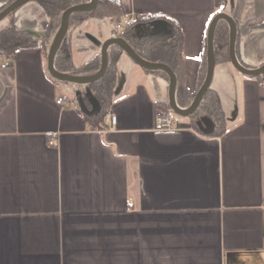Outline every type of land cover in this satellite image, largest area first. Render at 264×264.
Here are the masks:
<instances>
[{
	"label": "crops",
	"instance_id": "crops-1",
	"mask_svg": "<svg viewBox=\"0 0 264 264\" xmlns=\"http://www.w3.org/2000/svg\"><path fill=\"white\" fill-rule=\"evenodd\" d=\"M117 1L122 15L175 19L192 94L218 13L236 21L238 59L264 63V28L255 27L264 0ZM10 3L0 0V11ZM102 12L73 27L76 65L117 37ZM14 22L39 44L0 54V264H264V81L218 62L211 87L225 132L204 133L187 116L158 131L169 82L122 53L109 110L117 121L95 127L66 92L71 82L49 71L44 7L29 0ZM62 94L70 104L56 102Z\"/></svg>",
	"mask_w": 264,
	"mask_h": 264
},
{
	"label": "trees",
	"instance_id": "trees-1",
	"mask_svg": "<svg viewBox=\"0 0 264 264\" xmlns=\"http://www.w3.org/2000/svg\"><path fill=\"white\" fill-rule=\"evenodd\" d=\"M12 1L13 0H8V3ZM35 1H37L44 7L49 16V23L44 35L47 39L48 49L61 25L63 12L72 5L87 2L89 0ZM15 11L16 10L12 11L4 19H2L3 21H6V23L0 27V54L6 55L8 57H14L17 51L22 48L33 47L39 44V41L35 39L30 32L20 30L16 27L14 22ZM101 11H103L105 15L109 16L111 20L116 19L122 15L120 3L117 0H98L97 5L94 8L90 10L76 11L71 14L68 32L64 37L62 44L55 56L54 64L56 69L65 73L75 75H91L100 69L101 55H97L95 58L80 65H76L74 63L72 52L70 49V38L74 25H81L87 17L95 14L98 15L101 13ZM160 18L168 21V32L161 31L158 33H147L142 36L136 35L134 27L138 23H147L154 19ZM255 27L264 28V22L256 24ZM116 35L124 38L135 49V51L146 60L154 62H164L168 64L174 70L177 76L176 100L178 105L181 108H187L191 105L196 93H190L188 89L183 86L181 81L183 75V38L179 24L175 21L174 18L165 15H150L138 17L133 19L132 23L124 30H117ZM229 39V24L226 20L221 19L216 27L214 39L216 63L226 61L231 62L229 54ZM45 42L46 41L42 43ZM204 47L205 48L201 59L200 69L197 74V90H199V88L202 86L207 73V33L205 37ZM122 53L126 52L120 45L111 44L108 49L107 70L98 80L89 84V87L92 90L93 94L100 102L101 109L98 113H95L93 115H89L81 109L80 110L83 112L86 119L95 127L103 126L105 115L110 110L112 104V95L117 77V62ZM239 60L244 66L258 67L249 65L242 61L240 58ZM146 70L155 73H162L169 82V75L165 71L148 69ZM252 77L264 81V74ZM84 98L87 105L90 107V103L87 97ZM159 106L161 109L171 112L175 117L180 116L170 107L168 100ZM203 115L210 116L215 123L214 130L209 134L222 135L225 132L226 122L221 99L218 92L211 86L203 96L198 108L187 117L195 128L201 130L197 124V118Z\"/></svg>",
	"mask_w": 264,
	"mask_h": 264
},
{
	"label": "water",
	"instance_id": "water-1",
	"mask_svg": "<svg viewBox=\"0 0 264 264\" xmlns=\"http://www.w3.org/2000/svg\"><path fill=\"white\" fill-rule=\"evenodd\" d=\"M29 0H13L10 4H8L5 8L0 11V20L4 19L8 14L12 11L16 10L21 5L25 4ZM98 0H90L88 2H83L79 4L72 5L68 7L62 14V21L61 25L55 34L51 46L49 48V55H48V67L50 73L58 80L77 83V84H87L98 80L107 70L108 67V47L111 44H118L120 45L124 51L142 68L148 70H163L169 75V105L170 107L180 116H189L191 115L199 106L203 96L206 94L208 88L212 84V80L215 73V65H216V56H215V46H214V39H215V32L218 22L221 19H224L228 22L230 28V39H229V54L231 63L239 72L248 75V76H256L260 74H264V64L258 67H247L244 66L240 60L238 59L236 53V40H237V24L235 19L227 14V13H218L212 19L207 35V73L206 78L196 92L194 100L192 101L191 105L187 108H181L176 100V89H177V76L174 70L164 62H154L149 61L140 56L135 49L122 37H111L107 39L102 46L101 50V67L100 69L91 74V75H73L69 73H65L56 69L54 61L55 56L60 48L64 37L66 36L69 28L70 16L73 12L76 11H83L89 10L94 8L97 5ZM140 27V24L138 25ZM147 33H158V32H168L169 31V23L165 19H154L149 22ZM144 35L140 33L139 36ZM76 96L80 105V108L87 114L93 115L98 113L101 109V105L97 97L93 94L92 90L89 86H87L86 92L83 93L82 91H77ZM88 97L89 101L92 104V108H89L85 98ZM197 124L200 129L204 133H211L215 128V123L213 119L209 116H202L199 120H197Z\"/></svg>",
	"mask_w": 264,
	"mask_h": 264
},
{
	"label": "built area",
	"instance_id": "built-area-1",
	"mask_svg": "<svg viewBox=\"0 0 264 264\" xmlns=\"http://www.w3.org/2000/svg\"><path fill=\"white\" fill-rule=\"evenodd\" d=\"M135 18H138V17H132L127 14H123L120 17L113 19L112 23L116 30L121 31L127 28L132 23L133 19ZM139 24L141 25L142 23H138L134 27L136 35L137 34L140 35V33L142 34V31L137 33V30L140 29L138 26ZM146 24L149 25V22H147ZM147 31H148V28H146V31H143V33L145 32L144 35L146 34ZM71 100L72 98L68 94H62L61 96L57 98L56 102L60 105H68L71 103ZM104 121L106 123L115 124L117 121V116L114 112L108 111L105 115ZM155 128L158 131H175L180 128V125L178 124L177 120L175 119L174 115L171 112L167 110H163V109H158L156 112V127Z\"/></svg>",
	"mask_w": 264,
	"mask_h": 264
},
{
	"label": "rangeland",
	"instance_id": "rangeland-1",
	"mask_svg": "<svg viewBox=\"0 0 264 264\" xmlns=\"http://www.w3.org/2000/svg\"><path fill=\"white\" fill-rule=\"evenodd\" d=\"M65 85H66V92H68L69 94L74 95V96L76 95L75 92L77 91V89H76L77 86L78 87H81V86L86 87V85H84V84H77V83H69V84H65ZM177 117L179 120L187 119L186 116H177Z\"/></svg>",
	"mask_w": 264,
	"mask_h": 264
}]
</instances>
